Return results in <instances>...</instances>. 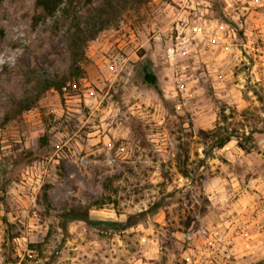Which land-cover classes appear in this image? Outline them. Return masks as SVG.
Returning <instances> with one entry per match:
<instances>
[{"label":"rangeland","instance_id":"rangeland-1","mask_svg":"<svg viewBox=\"0 0 264 264\" xmlns=\"http://www.w3.org/2000/svg\"><path fill=\"white\" fill-rule=\"evenodd\" d=\"M37 13L0 0V264H264V0H76L34 25ZM100 19L77 85L14 114L26 75L67 72L70 37ZM72 206L149 212L64 232L56 213Z\"/></svg>","mask_w":264,"mask_h":264},{"label":"trees","instance_id":"trees-1","mask_svg":"<svg viewBox=\"0 0 264 264\" xmlns=\"http://www.w3.org/2000/svg\"><path fill=\"white\" fill-rule=\"evenodd\" d=\"M75 1L76 0H36V8L38 9V13L34 16V25L39 24L42 20H45L49 17L56 16L60 10L64 13L69 11ZM93 1L94 0H86L87 3H92ZM136 1L142 4L147 0ZM107 7L108 9L109 7L113 8V5L108 3ZM100 20L101 24L98 27H95L94 25V27L91 29H88L89 27L84 29L78 25L79 31L73 33L70 37L68 48L71 64L67 72L57 73L51 71H30V73L26 75V82L32 84V86L27 89V93H25L24 96L20 98L15 97L12 100L11 107L12 109L14 108L16 110L14 114H18L24 110L30 109L38 102L40 96L48 90L54 89L63 95L67 89L71 88V86L77 85V83L85 76L86 73L83 61L86 56L87 42L90 39H94L98 33L106 28V22L103 21V19ZM143 78L145 82L151 84L159 92H161L158 77L148 66L143 67ZM10 118L12 117L9 115L6 116V120H9ZM229 140V136L223 137L217 141V146L221 148ZM38 144L40 148L48 147L50 145L49 134L45 133L39 137ZM240 146L244 148L242 143H240ZM28 154H30V161H34L39 158V154L32 150H30ZM184 173L187 174V171L184 170ZM3 178L0 177V190L5 193L7 191V185L9 181ZM47 196L48 194L46 192V200H48ZM158 206V204L155 205V207ZM148 212L149 210L130 214L125 222H119L106 219H94L88 206H72L64 211L56 213V216L59 218L60 227L64 232H68L69 224L72 221H84L88 225L98 229L109 227L115 230H125L141 222L147 216Z\"/></svg>","mask_w":264,"mask_h":264}]
</instances>
